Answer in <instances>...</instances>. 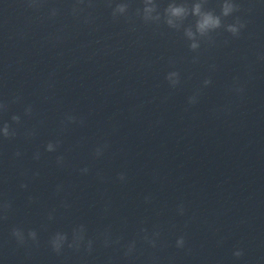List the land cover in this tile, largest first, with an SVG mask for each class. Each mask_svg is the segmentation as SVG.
<instances>
[{
  "label": "water",
  "instance_id": "water-1",
  "mask_svg": "<svg viewBox=\"0 0 264 264\" xmlns=\"http://www.w3.org/2000/svg\"><path fill=\"white\" fill-rule=\"evenodd\" d=\"M199 2L219 15L221 0ZM236 2L239 36L221 17L191 51L195 18L169 28V0L154 21L143 0H0V122L15 133L0 138L3 264H264V2ZM81 224L79 250H51ZM13 227L37 241L17 244Z\"/></svg>",
  "mask_w": 264,
  "mask_h": 264
},
{
  "label": "clouds",
  "instance_id": "clouds-1",
  "mask_svg": "<svg viewBox=\"0 0 264 264\" xmlns=\"http://www.w3.org/2000/svg\"><path fill=\"white\" fill-rule=\"evenodd\" d=\"M264 2V0H262ZM143 16L142 19L145 21L148 20H159L161 19L160 13L156 11L155 8V0H143ZM238 4L236 0H221L220 3V13L219 15L215 14L212 11H206L203 10L202 4L199 2V0H194V2L191 4V7L188 8L184 3L179 2V0H169V3L167 7L163 11V17L164 22L167 24L169 28H176L178 27V23L182 21L187 16L191 15L195 18L194 25L191 27H188L184 30V35L190 42L188 47L191 51H195L199 48V43L197 41V37H205L208 34L216 31L217 29H220L222 27V21L221 17H233V20L231 23H228L224 25V31L229 33L233 37H238L241 30L244 29L245 24L240 20L239 17L235 16V13L238 10ZM127 11V8L123 4H118L116 8L113 10V16L116 15H124ZM155 13V15H153ZM50 15L55 16L56 12L55 10H52ZM166 81L168 82L170 87H175L179 83V74L177 72H169L165 76ZM211 83L209 79H205L203 81L204 86H208ZM237 92L241 91V89L237 88ZM196 97L190 96L188 97V103L194 104L196 103ZM3 109V105L0 104V110ZM31 112V106H28L25 108V115L29 114ZM20 117L17 115L11 116V121L16 123L19 122ZM66 120L68 123L73 122L74 117L67 116ZM15 133L10 129V125L8 122H0V138H9L11 136H14ZM59 146V141H49L45 146L44 150L48 153L56 152L57 148ZM103 154V147H97L94 151V155L96 157H100ZM16 155H20L19 153H16ZM34 159H39V153L34 154ZM57 164L62 163V157H57ZM81 173L86 174L88 172V169L82 168L80 169ZM118 179L123 181L125 179V175L123 173L119 174ZM21 187H26L25 185H21ZM147 199V198H146ZM7 204L0 205V208H7ZM177 212L180 215H183L184 208L183 206H179L177 208ZM49 219H52L51 215L48 217ZM143 231V230H142ZM85 226L84 225H78L72 230L71 237L69 238V235L64 232H55L52 234L49 238L48 244L53 252L56 254H60L61 251L64 249V247L68 248H74L76 250L80 249V246L83 242H85ZM11 236L15 239L17 244H24L25 240H31L32 242L37 241V232L34 230H29L27 234L25 235V232L22 229L13 227L11 229ZM158 236V233H153L152 237L150 238L148 235L144 236L145 241L151 245L155 246L156 244V237ZM92 240H87L86 242V248L87 250H91L92 248ZM185 244V240L183 236L177 237L175 241V246L177 248H182ZM135 247V242H130L126 246L125 255L130 254ZM242 250L237 248L233 250L232 255L235 258H239L242 256ZM0 264H3V261L0 260Z\"/></svg>",
  "mask_w": 264,
  "mask_h": 264
}]
</instances>
